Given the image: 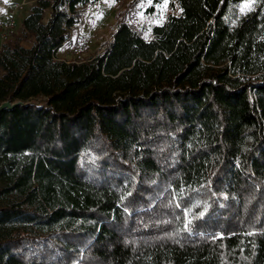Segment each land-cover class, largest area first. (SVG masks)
Wrapping results in <instances>:
<instances>
[{
    "label": "trees",
    "instance_id": "trees-1",
    "mask_svg": "<svg viewBox=\"0 0 264 264\" xmlns=\"http://www.w3.org/2000/svg\"><path fill=\"white\" fill-rule=\"evenodd\" d=\"M96 1L36 0L0 48V102L49 99L0 114V264H264V0L58 58Z\"/></svg>",
    "mask_w": 264,
    "mask_h": 264
},
{
    "label": "rangeland",
    "instance_id": "rangeland-1",
    "mask_svg": "<svg viewBox=\"0 0 264 264\" xmlns=\"http://www.w3.org/2000/svg\"><path fill=\"white\" fill-rule=\"evenodd\" d=\"M36 0H0V48L7 39H12L11 33L22 30V21L30 12ZM173 0H167V7L162 5L165 1L155 5L149 12L152 0H97L95 3L83 7L81 21L70 30L71 40L62 44L57 53L58 58L66 60H87L101 52L112 40L115 24L122 13H128L131 21L138 30L151 37L152 27L166 21L172 12L178 13V6L172 5ZM253 0H245V3ZM134 6V7H133ZM246 11V10H245ZM49 11H46L45 20ZM82 42L80 52L75 46ZM22 44L29 46L28 42Z\"/></svg>",
    "mask_w": 264,
    "mask_h": 264
},
{
    "label": "water",
    "instance_id": "water-1",
    "mask_svg": "<svg viewBox=\"0 0 264 264\" xmlns=\"http://www.w3.org/2000/svg\"><path fill=\"white\" fill-rule=\"evenodd\" d=\"M49 99L45 96H41L38 98H32L28 100H14L11 96L7 97L5 100L0 102V114L4 110H11L17 106H37V107H43L48 105Z\"/></svg>",
    "mask_w": 264,
    "mask_h": 264
},
{
    "label": "snow or ice",
    "instance_id": "snow-or-ice-1",
    "mask_svg": "<svg viewBox=\"0 0 264 264\" xmlns=\"http://www.w3.org/2000/svg\"><path fill=\"white\" fill-rule=\"evenodd\" d=\"M5 3H7V0H5ZM163 8H166L167 7V0H165L164 4L162 5ZM252 7V4L251 2L249 3H245L241 8H240V11L241 12H244L245 10H250Z\"/></svg>",
    "mask_w": 264,
    "mask_h": 264
},
{
    "label": "built area",
    "instance_id": "built-area-1",
    "mask_svg": "<svg viewBox=\"0 0 264 264\" xmlns=\"http://www.w3.org/2000/svg\"><path fill=\"white\" fill-rule=\"evenodd\" d=\"M83 49V43L80 42L75 46V50H77V52H80Z\"/></svg>",
    "mask_w": 264,
    "mask_h": 264
},
{
    "label": "crops",
    "instance_id": "crops-1",
    "mask_svg": "<svg viewBox=\"0 0 264 264\" xmlns=\"http://www.w3.org/2000/svg\"><path fill=\"white\" fill-rule=\"evenodd\" d=\"M61 59H65V58H61ZM66 60V59H65Z\"/></svg>",
    "mask_w": 264,
    "mask_h": 264
}]
</instances>
